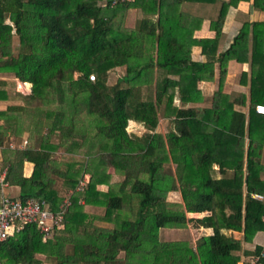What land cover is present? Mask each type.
Instances as JSON below:
<instances>
[{"label":"trees","instance_id":"16d2710c","mask_svg":"<svg viewBox=\"0 0 264 264\" xmlns=\"http://www.w3.org/2000/svg\"><path fill=\"white\" fill-rule=\"evenodd\" d=\"M184 1L213 0H0V73L31 83L29 102L58 105L46 112L49 122L41 129L47 127L46 139L59 134L65 140L19 152L7 180L14 183L17 162L32 161V177L15 182L21 200L45 199L57 212L90 176L72 196L62 229L44 241L36 225L25 226L0 244V262L40 264L36 257L44 255L54 264H239L243 253L261 254L262 247L249 252L244 246L264 232V203L252 196L264 194V115L255 110L264 104V22L244 25L229 49L210 58L216 42L194 38L202 20L184 15ZM131 11L139 20L123 28ZM194 46L207 52V62L192 60ZM249 51L247 115L233 108L222 86L229 61L249 62ZM216 60L221 85L213 108L176 106L177 95L184 104L202 100L199 83L213 79ZM117 68L126 73L111 86L109 73ZM162 109L174 117L170 149L155 132ZM130 121L147 132L129 137ZM60 148L86 161L62 163L54 154ZM176 191L183 203L168 201ZM88 206L104 208L112 227L95 226ZM190 223L212 229L196 248L161 240V230Z\"/></svg>","mask_w":264,"mask_h":264},{"label":"crops","instance_id":"0c3cea01","mask_svg":"<svg viewBox=\"0 0 264 264\" xmlns=\"http://www.w3.org/2000/svg\"><path fill=\"white\" fill-rule=\"evenodd\" d=\"M260 1L262 2V5H264V0ZM181 11L185 16L202 20L201 27L196 29L194 33V38L198 40L210 39L216 42L213 45L214 48L210 54V58H217L221 53L229 49L244 25L264 22V7L256 4L255 0H213L211 3L184 1L181 4ZM251 49L252 45L250 44L249 50ZM191 53L192 60L194 62L204 63L209 60L208 54L203 50L202 46H194ZM251 56V51H249V62H241L238 60L229 61L227 65V73L224 77L222 86V93L226 96H229V101L232 102L233 108L236 111L243 112L247 115L252 108ZM214 68L215 74L213 79L210 81H201L199 83V89L202 92V100L199 103L184 104L180 101L179 95H177L175 99V105L180 108H213L214 95L219 91L221 85V64L219 61L216 60ZM31 94V83L22 82L11 74L0 73V135L4 136V144L0 145V167L7 170V175L11 171V168H13L12 162L15 160V156L19 152L32 149L42 151L44 150L47 142L50 144L61 143H54L52 140L44 138L47 133V127H44L43 131H41L43 126L38 124V130L35 128L34 121H44V123L46 121L41 115L35 116V113H38L37 111H34L35 108H38L35 107V105L39 104L37 102H29L28 98ZM228 102L226 101V103ZM173 119L174 117H165L161 112L160 122L155 131L156 133L162 134L165 137L167 149H170L174 145V142L169 137V134L175 131ZM131 127L133 129L135 128L137 132L141 131L143 135L147 132L146 127L142 124L130 121L127 128L129 137L134 136L131 133L132 131H130ZM40 134L42 136H40ZM133 134L138 135V137H142V135H139L138 133ZM70 140L68 143L71 142ZM59 141H61V139ZM63 141L64 139L62 142ZM64 152L65 150L60 148L55 151L54 154L59 156L62 153L67 156L75 157V159H71L72 162L80 161L79 159L83 157V155L77 154V151L76 153ZM76 158L78 159L76 160ZM17 163L19 167L12 174V180L14 183L8 181L6 175L5 186L0 185V201L3 196L21 199V187L15 182L21 176L24 178H30L34 173L35 163L32 161L26 159L24 160L23 164H20L19 162ZM216 169H218V167H216ZM110 170H113V172L115 171L112 168L109 169V172ZM86 176L90 180V176ZM57 184L59 188L62 185L61 182H58ZM106 187L108 188L106 185L99 186L102 191H107ZM170 194L177 196L180 195L182 198L180 191L171 192L169 195ZM168 201L172 202L170 199H168ZM172 203H183V199ZM104 210V208L96 206L86 207V211L92 216L97 215L94 224L95 226L109 227L110 223L104 221L103 217L101 218L99 216ZM188 216L195 218L203 217V215L199 214H189ZM198 229L208 235L212 234V229L203 227ZM263 246L264 232H261L255 237L253 243L245 244L244 247L245 250L254 252L256 247ZM255 257L256 255L254 254L247 255L243 253L242 261L239 264H254ZM36 258L40 261V264H54L50 262L44 255H37ZM6 263L7 260L0 262V264Z\"/></svg>","mask_w":264,"mask_h":264},{"label":"built area","instance_id":"2783aa9c","mask_svg":"<svg viewBox=\"0 0 264 264\" xmlns=\"http://www.w3.org/2000/svg\"><path fill=\"white\" fill-rule=\"evenodd\" d=\"M125 1V0H122ZM132 1V0H127ZM117 1H114L116 3ZM95 80V75L90 76ZM258 114L264 115V104L255 107ZM7 170L0 167V185L6 184ZM89 182L85 176L79 183L76 190L70 191L69 196L61 204L59 211L54 212L50 209L49 203L45 199L29 198L27 200L15 199L3 196L0 201V244L20 232L27 225H36L47 241L52 238L57 230L64 226L65 214L72 205V196L75 192H83ZM253 198L264 203V194H253ZM259 256L254 259V264H259L264 258V246Z\"/></svg>","mask_w":264,"mask_h":264},{"label":"rangeland","instance_id":"374dc122","mask_svg":"<svg viewBox=\"0 0 264 264\" xmlns=\"http://www.w3.org/2000/svg\"><path fill=\"white\" fill-rule=\"evenodd\" d=\"M135 15H138V16H135ZM137 20H139V13H136L135 11H131L130 14L128 16H126V18L124 19V22L122 21L123 28H128V27L131 28L135 24V22ZM125 73H126L125 68H117V69L111 70L110 73H109L108 84L111 85V86L115 85L118 82L119 78L124 76ZM78 76L79 75L76 74L75 78H78ZM154 88H155V86H154ZM148 92H149L148 89L145 88L144 89V94H147ZM35 107H38V108L34 109V111H37L38 113H35L33 111L35 113V116H39V115H41L42 117L45 116L44 117V119L46 121L45 123L48 124L49 121H47V120H49V119L46 118L47 117L46 116V112H52L53 110H57L56 108H58V105L57 106H50V105L48 106V105L43 104V105H35ZM161 112H162V115H164L163 114V109H162ZM43 123H44V121H34L35 128L38 130V128H39L38 124H40L41 126L42 125L44 126L45 123L44 124ZM130 131H132L131 133L134 136H138V135L133 134V133H138L139 135L143 136V133H141V131L137 132L135 128L133 129L131 127ZM42 135H43V133H42ZM42 135L40 134V136H42ZM62 138H63L62 136H60L59 134H56V135L52 136L50 138V140H52L54 143H57V142L60 143V142H62ZM60 139H61V141H59ZM70 141H72V140H70ZM63 156H65V158H63ZM59 157H60L59 159H61V160L64 159L62 161V163L71 162L72 158L75 159V157L67 156V155L62 154V153L59 155ZM77 159L78 158H76V160ZM79 160L80 161H76V162L83 163V162L86 161V157L83 156ZM172 166H173V170H175V165L172 164ZM64 168H66L65 165H63L61 167V169L65 170ZM110 173H114L113 170H110ZM113 184L114 183H112V185ZM113 186L116 188L115 185H113ZM60 188H61V186H60ZM106 190L108 191L107 187H106ZM168 199H170L172 202H176L178 200H182L180 195L177 196V195H174V194H170ZM136 202L137 201H135V203ZM104 215H105V210L99 216L102 218V217H104ZM108 223H110V222H108ZM112 225H113V223H110L109 228H111ZM204 234H206V233L201 231L200 229L196 228L193 223H190L188 225V227L186 229H183V230H169V231H167V230L163 229L161 231V233H160V238H161L162 241H166V242L189 241L191 246L193 248H196L200 238L202 236H207L208 235V234H206V235H204Z\"/></svg>","mask_w":264,"mask_h":264}]
</instances>
